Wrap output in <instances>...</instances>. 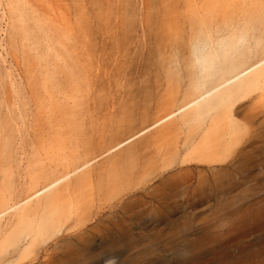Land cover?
Instances as JSON below:
<instances>
[{"label": "rangeland", "instance_id": "rangeland-1", "mask_svg": "<svg viewBox=\"0 0 264 264\" xmlns=\"http://www.w3.org/2000/svg\"><path fill=\"white\" fill-rule=\"evenodd\" d=\"M0 264H264V0H0Z\"/></svg>", "mask_w": 264, "mask_h": 264}, {"label": "bare ground", "instance_id": "bare-ground-1", "mask_svg": "<svg viewBox=\"0 0 264 264\" xmlns=\"http://www.w3.org/2000/svg\"><path fill=\"white\" fill-rule=\"evenodd\" d=\"M249 71V70H248ZM244 74V73H243ZM241 76V75H240ZM144 133V132H143ZM143 133H141V134H143Z\"/></svg>", "mask_w": 264, "mask_h": 264}]
</instances>
